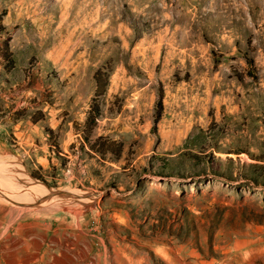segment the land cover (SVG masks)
<instances>
[{
    "label": "rangeland",
    "instance_id": "rangeland-1",
    "mask_svg": "<svg viewBox=\"0 0 264 264\" xmlns=\"http://www.w3.org/2000/svg\"><path fill=\"white\" fill-rule=\"evenodd\" d=\"M0 14V264H264V0Z\"/></svg>",
    "mask_w": 264,
    "mask_h": 264
},
{
    "label": "trees",
    "instance_id": "trees-1",
    "mask_svg": "<svg viewBox=\"0 0 264 264\" xmlns=\"http://www.w3.org/2000/svg\"><path fill=\"white\" fill-rule=\"evenodd\" d=\"M3 31H5V26L2 24V15L0 14V36L3 33ZM3 52H2V57L6 59L7 61V69H10L14 66V60L12 58V53L9 49V40L6 39L3 43ZM109 77H110V69L107 68L105 69L104 67H101L99 69H97L93 75V78L95 80V90H94V95L92 98V102L90 104V108L87 112V116L83 125V138L85 141H89V135L91 134V131L93 130L95 123H96V119L98 118V116L100 115V103H99V99L104 95V93L106 92L108 83H109ZM162 94L160 93L159 95V101H158V106H157V110H156V114H155V118H154V123H157V121L160 119L161 117V113H162ZM38 120V119H37ZM36 119H34V121H37ZM48 133L51 134L52 131L48 130ZM90 147H94L92 144L90 145ZM119 148V147H118ZM117 150H110L111 152L114 153V155L118 158L119 157V153H120V149ZM108 148H102L100 150H96L98 151L102 156L108 151Z\"/></svg>",
    "mask_w": 264,
    "mask_h": 264
},
{
    "label": "bare ground",
    "instance_id": "bare-ground-1",
    "mask_svg": "<svg viewBox=\"0 0 264 264\" xmlns=\"http://www.w3.org/2000/svg\"><path fill=\"white\" fill-rule=\"evenodd\" d=\"M38 187V186H37ZM35 188V187H34ZM13 189V188H12ZM20 190V189H19ZM36 190L37 191H42L43 192V190H44V188H42V187H38V188H36ZM14 192V191H13ZM20 194V193H19ZM13 195V194H12ZM84 195V194H83ZM67 196V195H66ZM86 197H88V196H86ZM85 197V195L84 196H82V197H79V196H77L76 194H72V197H71V199L72 200H74L75 202H79V204L80 203H85L87 200H88V198H86ZM19 199V198H18ZM22 199V198H21ZM20 199V200H21ZM23 200H25V199H23ZM26 200H28V199H26ZM74 204H76V203H74ZM83 206V205H82ZM85 207V206H84ZM74 208V207H73ZM81 208V207H80Z\"/></svg>",
    "mask_w": 264,
    "mask_h": 264
}]
</instances>
